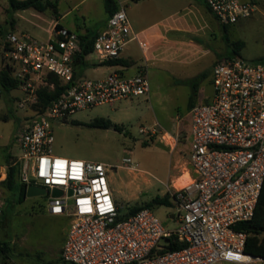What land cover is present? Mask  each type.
I'll return each instance as SVG.
<instances>
[{
    "label": "built area",
    "instance_id": "2783aa9c",
    "mask_svg": "<svg viewBox=\"0 0 264 264\" xmlns=\"http://www.w3.org/2000/svg\"><path fill=\"white\" fill-rule=\"evenodd\" d=\"M204 2L222 26L250 17L256 10L255 4L242 0ZM132 39L130 20L120 8L109 16L105 30L95 35L91 54L99 64L119 60ZM83 47L77 32L58 23L47 41L10 32L1 46L5 66H11L25 95L19 108L35 101L40 89L53 88L49 74L67 86L17 133L15 141L21 155L14 164L18 182L46 189L48 212L70 221L62 261L264 264V259L244 252L247 234L236 229L239 223L253 218L264 184V64L227 58L214 65L212 101L190 110V181L180 188L175 187L174 180L167 185L180 223L175 231H167L149 208L121 218L105 164L53 154L54 122L80 110L150 92L147 67L131 77L114 71L101 79L76 78L74 61ZM150 131L156 134L157 126ZM141 133L146 134L147 129L142 128ZM167 137L174 145L178 141L177 136ZM9 167L0 166V182L7 179ZM54 189L62 195L54 197ZM172 236L185 246L151 257L154 249H163L164 240Z\"/></svg>",
    "mask_w": 264,
    "mask_h": 264
},
{
    "label": "rangeland",
    "instance_id": "374dc122",
    "mask_svg": "<svg viewBox=\"0 0 264 264\" xmlns=\"http://www.w3.org/2000/svg\"><path fill=\"white\" fill-rule=\"evenodd\" d=\"M79 1L60 0L58 12L65 13ZM119 1H125L124 9L134 26L139 25L148 14L156 16L164 11L177 12L176 24L187 26V21L190 22V17L186 16L182 7V0H158L163 6L159 12L155 10L153 0ZM242 1L256 5V10L250 17L226 27L214 18L207 24L194 20L198 27L206 25L197 31V37L188 33H177L179 37L183 36L185 43L175 44L169 49L171 64L158 61L154 66H150L148 78L154 87L156 81L158 84L152 98L144 95L123 99L114 104L80 110L61 122L53 123L54 155L103 163L108 167V178L112 182L113 196L119 205L121 217L126 216L135 207L144 206L155 213L167 231L179 228L177 205L171 199L167 185L181 176H188L189 163L187 164L184 155V165L181 167L183 163L179 164L176 172L174 171L176 159L173 153L178 147L172 151L168 144H174L168 137L165 142L160 141V127L170 130L177 123L185 120L187 122L190 102L194 103L193 107L208 103L198 101L199 97L193 95V85L196 81L187 78L201 69H206V77L199 78L197 86L203 90V94H212L211 66L215 58H241L253 64H264V0ZM87 7L93 15L84 20L81 12ZM96 15L107 16L103 0H86L80 8L71 11L62 23L75 32L84 27L93 32L99 26ZM174 19L172 18L171 22ZM54 26L55 14L51 9L44 12L35 9L14 11L8 0H0V28L3 29L0 45L4 33L10 32H24L40 41H47ZM130 48L138 54L136 62L142 63L141 66L146 68V62L137 44L132 43ZM87 59L91 63L97 61L94 54H90ZM91 69L90 67L86 71L87 78L99 77L107 70L105 66H99L96 73ZM24 96L19 88L6 89L0 79V162L5 157L21 155L15 137L39 110L35 107L37 99L28 101L25 108H19V102ZM96 119L110 120L121 127V130H116L113 126L108 129L90 126ZM154 126L158 129L156 134L150 131ZM142 128L147 129L146 134L141 133ZM181 142L182 138H179L178 143ZM1 189L0 186V191ZM7 196L8 204L0 214V222L7 232L8 244L15 256L12 261L17 263L22 259L26 261L22 264H65L59 256V249L63 228L69 219L59 221L45 212L49 194L26 197L20 203L15 190L9 191ZM165 197L169 198L170 205L147 207L156 198ZM16 248L24 249L27 254L18 257Z\"/></svg>",
    "mask_w": 264,
    "mask_h": 264
},
{
    "label": "crops",
    "instance_id": "0c3cea01",
    "mask_svg": "<svg viewBox=\"0 0 264 264\" xmlns=\"http://www.w3.org/2000/svg\"><path fill=\"white\" fill-rule=\"evenodd\" d=\"M51 1L54 2L55 8H48V9H51L53 11V13L55 14V24L58 23L64 27L72 30L69 26H65L62 23V21L64 19H66L71 14V11H73L76 8H80V6L86 0H80L78 3H76L73 6L72 9L66 11L63 14L58 12V3L60 0H51ZM153 1L155 2V10L157 12H159L161 10V8L163 7L162 4L158 3V0H153ZM169 1H171V0H169ZM182 1L184 3V5L182 7L185 9L184 10L185 14H186V16L190 17V22L187 21L189 23L187 26H183V24H180V23L176 24L177 19H176L175 15L177 14V12H175V11L174 12L173 11H167V12L164 11V13L157 14L156 16L148 14L143 19V21H141V23L139 25L134 26L133 24H131L132 36L134 37V39H132L124 47L122 54H121V57L119 59V60L126 62V64H128V66H126L125 64L102 65V64H99L97 61L91 63L86 58L84 64H79L77 67H75L76 78H87L86 71L91 67L92 68L91 70L94 73H96L99 71V66H105L107 68V70L104 71V73H102L99 77L87 78V79L105 78L108 74H110L111 72H114V71H119L127 77L137 75L139 73L140 69L142 68V66H141L142 63L138 64V62H136V59H138V56H137L138 54L135 53L133 51V49L130 48V45L134 42L137 44L139 51H140V54L142 55L144 62H146V65L148 67L147 68V75H148L150 66H154L155 63L158 61H163L165 63L171 64L172 59L169 57L170 55L168 54L169 49L171 47H173L175 44L179 43V44L183 45L185 43L183 36L179 37L177 33H179V34L180 33H188V34H191V35L197 37V31L200 28H205L206 25L198 27L197 23H195L194 20H197V21L199 20L201 23H205V24H207L209 21H211V18H214L216 20V18L211 13V11L207 7L204 0H182ZM123 2L125 3V1H123ZM123 2H121L119 0L115 1L116 5H117V9L124 8ZM173 2H176V0H173ZM105 3H106V0H103L104 10H105L107 16L96 15V16H98V21H97L98 24L97 25H99V26L93 32L91 30H89L87 27L79 28L77 30V33L81 37H87V36L88 37H95V35H97L99 32H102L103 30H105L108 18L110 16V14L106 10V4ZM150 12L152 13L153 11L151 10ZM81 15L83 16L84 20H86V17L90 18L93 14H91V12H89L88 7H87L85 10H82ZM172 18H175V19H174V21L171 22ZM72 31H74V30H72ZM189 44L192 45V43H189ZM1 46L2 45H0V54H1L2 58L0 59V67H1L0 72L3 69V66L5 64V61H4L2 52H1ZM221 60H223V59L215 58V60L212 63V66H211V70L213 69L214 65ZM206 73H207L206 69H201V70L197 71L196 73L191 74L187 79L196 81V83H194V85H193V95L194 96L197 95L199 97L198 101L199 102L200 101H206L209 103L213 99L214 90H213L212 94L205 95V94H203L204 93L203 90L202 89L200 90V88H198V86H197V80L199 78L206 77ZM149 82H150V92H149L148 96H149V98H152L155 95V89L157 88L156 86H158V84L156 81L155 82L156 84L154 83L156 86L154 87L153 82L150 80H149ZM212 89H213V84H212ZM193 106H194V103L190 102L189 113H188L189 119L187 122L185 120V121H182L180 123H177L175 125V127L173 129H170V130H164L163 127H160L159 139L161 142H165L167 140V134L172 135L174 137H176V136L178 137V141L175 143V145L170 147V149L172 151L175 150V147L176 148L178 147L174 153L171 151L174 154L175 159H176L175 170H174L175 172H176V168H178L179 164L183 163L180 165L181 167L184 165V162H183V158H184L183 156L184 155H186L185 158H186L187 164L189 161L190 141H191V125H192L190 110ZM180 127H182L183 130ZM179 138H182L181 143H178ZM181 152H183L184 154H181ZM17 158L18 157H13V156L5 157L0 162V166H8L9 167L11 165H14ZM181 177H183V176H181ZM176 180H178V178ZM176 180H174V181H176ZM109 181H110V187H111L112 182H111V180H109ZM0 186L2 187V189L0 191V214H2L3 209L8 204L7 193L9 191L15 190L16 194L18 195V191L16 188H14L13 190H9L4 185L3 181L0 182ZM111 190H112V188H111ZM112 193H113V190H112ZM18 198H19V195H18ZM18 202H19V200H18ZM45 212L47 214H49L51 217L58 219L59 221H63V220L68 219L65 216L51 215L48 212L47 208H45ZM69 226H70V221H68L66 226L63 228V239H62V243H61L60 249H59V253H60L59 256L60 257H61L63 245L66 241V236H67ZM7 238H8L7 232L5 231V228L2 226V224L0 222V245H6V247H7V251L0 252V264H15L16 262L12 261L14 253L12 251V248L8 244ZM13 244H14V242H13ZM15 253L18 257H22L23 255L27 254V252L21 248H16ZM24 262H26V261L21 259L16 264H22Z\"/></svg>",
    "mask_w": 264,
    "mask_h": 264
},
{
    "label": "trees",
    "instance_id": "16d2710c",
    "mask_svg": "<svg viewBox=\"0 0 264 264\" xmlns=\"http://www.w3.org/2000/svg\"><path fill=\"white\" fill-rule=\"evenodd\" d=\"M8 2L11 6V9L14 11L35 9L37 11L44 12L48 8H55L54 2H52L51 0H8ZM105 4H106V10L110 15H112L114 12L118 10L114 0H106ZM2 30L3 29L0 28V34H2L3 32ZM6 35L7 33H4V36L2 37L1 45H3ZM81 40L84 42L83 52L77 55V57L75 58L74 61L75 67H77L79 64H84L85 57L91 54L94 37H88V36L81 37ZM118 64H125L126 66H128V64H126V62L122 60H115L108 63H104L102 65H118ZM0 79L2 85L6 89L12 90L19 88L20 83L18 79L15 78V76L13 75V69L9 65L5 66L4 64L3 69L0 72ZM48 81L50 82V84L53 85V88H48V87L42 88L37 92V103L35 104V107L39 109L37 113L43 112L49 106V104L53 100L57 99L67 88V86L63 85V83L59 80V78H57L53 74L48 75ZM89 125L92 127H101L105 129H108L113 126L116 130H121V127L112 123V121L104 120V119H96L93 122H91ZM17 174H18L17 166L11 165L8 169V177L5 181H3V183L9 190H13L14 188H16L19 195V202H22L26 198L27 187L26 185L20 184L18 182ZM159 204L170 205L171 202L167 197L156 198L152 202V204H148L147 207L149 205H159ZM142 208H144V206L135 207L131 209L126 216L121 218L124 219L129 216H132ZM236 229L239 231H243L247 234V240H246L244 252L252 257L264 259V184L258 203L256 205L253 218L250 221L239 223L236 226ZM184 246H185L184 243L178 242L176 237L172 236L164 240L163 249H154V251L151 254V257H155L157 255L164 254L169 251H177L182 249ZM5 251H7L6 245H0V252H5Z\"/></svg>",
    "mask_w": 264,
    "mask_h": 264
},
{
    "label": "water",
    "instance_id": "95a60500",
    "mask_svg": "<svg viewBox=\"0 0 264 264\" xmlns=\"http://www.w3.org/2000/svg\"><path fill=\"white\" fill-rule=\"evenodd\" d=\"M46 194V191L44 188H40V187H36V186H28L27 187V191H26V196L27 197H35V196H42V195H45ZM70 195L72 194V192L70 191L69 193ZM52 195L54 197H59L62 195V191L58 190V189H54L52 191Z\"/></svg>",
    "mask_w": 264,
    "mask_h": 264
},
{
    "label": "bare ground",
    "instance_id": "6f19581e",
    "mask_svg": "<svg viewBox=\"0 0 264 264\" xmlns=\"http://www.w3.org/2000/svg\"><path fill=\"white\" fill-rule=\"evenodd\" d=\"M188 178L189 176H183V177H179L178 180L175 181V187H183L188 183Z\"/></svg>",
    "mask_w": 264,
    "mask_h": 264
},
{
    "label": "flooded vegetation",
    "instance_id": "af4514ba",
    "mask_svg": "<svg viewBox=\"0 0 264 264\" xmlns=\"http://www.w3.org/2000/svg\"><path fill=\"white\" fill-rule=\"evenodd\" d=\"M45 191H46V189H45ZM47 192V191H46Z\"/></svg>",
    "mask_w": 264,
    "mask_h": 264
}]
</instances>
